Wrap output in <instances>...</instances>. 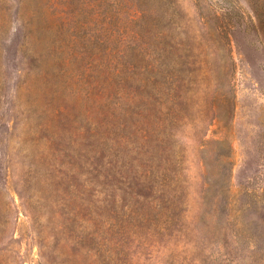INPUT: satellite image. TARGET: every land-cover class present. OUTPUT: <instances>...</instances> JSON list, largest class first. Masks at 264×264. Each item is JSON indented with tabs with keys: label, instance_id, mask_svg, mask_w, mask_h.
<instances>
[{
	"label": "rangeland",
	"instance_id": "374dc122",
	"mask_svg": "<svg viewBox=\"0 0 264 264\" xmlns=\"http://www.w3.org/2000/svg\"><path fill=\"white\" fill-rule=\"evenodd\" d=\"M147 6L155 95L115 67L132 49L116 57L115 31L144 38ZM254 6L0 0V264H264Z\"/></svg>",
	"mask_w": 264,
	"mask_h": 264
},
{
	"label": "trees",
	"instance_id": "16d2710c",
	"mask_svg": "<svg viewBox=\"0 0 264 264\" xmlns=\"http://www.w3.org/2000/svg\"><path fill=\"white\" fill-rule=\"evenodd\" d=\"M140 2H145L149 0H137ZM253 4H257L254 6V11L261 10L264 8V0H248ZM148 18L145 19V36L144 38L138 37L137 35H131V33H127L125 31H120L117 29L116 32V40L122 41L119 48V41L116 47V57H124V46H127L131 49L130 56H128L126 66H122L120 68V61L116 60L115 67L117 76L120 78H125L130 85L135 87H141L146 92H156L152 95L158 94V90L160 87V69H159V59H160V45L162 37L164 36L163 24H160L159 18L163 16V14H158L155 12V9L151 7L143 8ZM258 15V23L259 29L262 38H264V13L257 12ZM122 33V34H121ZM123 34H128V38H124ZM123 48V49H122ZM185 49V46L179 48V50ZM169 62V61H168ZM119 63H121L119 65ZM170 63V62H169ZM70 259L67 257L64 259V263L66 264ZM75 264V263H74Z\"/></svg>",
	"mask_w": 264,
	"mask_h": 264
}]
</instances>
